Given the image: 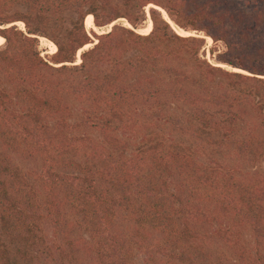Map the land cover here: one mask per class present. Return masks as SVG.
<instances>
[{
    "label": "trees",
    "instance_id": "1",
    "mask_svg": "<svg viewBox=\"0 0 264 264\" xmlns=\"http://www.w3.org/2000/svg\"><path fill=\"white\" fill-rule=\"evenodd\" d=\"M0 36V264H264V0H0Z\"/></svg>",
    "mask_w": 264,
    "mask_h": 264
},
{
    "label": "rangeland",
    "instance_id": "2",
    "mask_svg": "<svg viewBox=\"0 0 264 264\" xmlns=\"http://www.w3.org/2000/svg\"><path fill=\"white\" fill-rule=\"evenodd\" d=\"M153 6V5H151ZM150 6V7H151ZM150 7L147 8V12L149 13V10H150ZM162 12L164 13L165 17L167 19H169L168 15L166 14V12L164 10H162ZM91 16V18H90ZM170 20V19H169ZM171 21V20H170ZM171 23L174 25V28L179 31V32H183L185 33L186 31L184 29H182L181 27H179L178 25H176L173 21H171ZM115 24H123V25H126V26H131L128 21L126 19H120L119 21H117ZM16 25L22 29V30H25V24L23 22H19V23H16ZM86 25L87 27L90 29V28H94L95 25H94V17L93 15H89L86 19ZM112 26L110 25L108 28H105V29H111ZM153 28V23L150 19V17H148V19L139 26L138 28V31L141 32V33H149ZM96 31L98 33H102L105 29H99L97 27H95ZM187 33V32H186ZM191 34H197L196 32L194 31H188V34L187 35H191ZM201 36L205 37L206 38V45H205V48L203 49V51L205 50L207 52V55L206 57L211 61L213 62L214 64H220L222 65L223 67L229 69V70H233V71H240V72H246L242 69H239V68H234L232 66H229L227 64H222V63H218V61L216 60L215 56H213L211 54V48L212 47H215L218 52H222L224 50H226V47H225V44L224 43H215L213 41V39L209 36H206L204 33H201L200 34ZM3 38L2 36H0V39ZM5 45V38H4V42L1 44V40H0V47L1 46H4ZM92 45L88 46V48H90ZM88 48H85V49H88ZM40 50L42 51V54L43 55H47V54H53V52H55L56 50V45L49 39L45 38V37H41V40H40ZM84 50V49H83ZM83 50H81L79 53H78V59L77 61L80 62V55L81 53L83 52ZM202 51V52H203ZM217 53V52H216Z\"/></svg>",
    "mask_w": 264,
    "mask_h": 264
},
{
    "label": "water",
    "instance_id": "3",
    "mask_svg": "<svg viewBox=\"0 0 264 264\" xmlns=\"http://www.w3.org/2000/svg\"><path fill=\"white\" fill-rule=\"evenodd\" d=\"M154 8H156V9H158V10H163L162 8H160V7H154ZM165 11V10H164ZM166 12V11H165ZM129 23V22H128ZM114 24H111V26H113ZM173 27H174V25H173Z\"/></svg>",
    "mask_w": 264,
    "mask_h": 264
},
{
    "label": "bare ground",
    "instance_id": "4",
    "mask_svg": "<svg viewBox=\"0 0 264 264\" xmlns=\"http://www.w3.org/2000/svg\"><path fill=\"white\" fill-rule=\"evenodd\" d=\"M90 18H91V16H90ZM0 40H1V44H2L4 42V38H1Z\"/></svg>",
    "mask_w": 264,
    "mask_h": 264
}]
</instances>
